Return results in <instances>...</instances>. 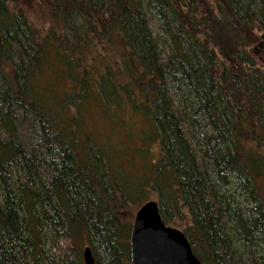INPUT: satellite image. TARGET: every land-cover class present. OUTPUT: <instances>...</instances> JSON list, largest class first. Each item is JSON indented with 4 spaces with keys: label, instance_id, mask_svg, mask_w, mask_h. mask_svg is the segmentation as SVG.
<instances>
[{
    "label": "trees",
    "instance_id": "16d2710c",
    "mask_svg": "<svg viewBox=\"0 0 264 264\" xmlns=\"http://www.w3.org/2000/svg\"><path fill=\"white\" fill-rule=\"evenodd\" d=\"M44 4L41 30L0 0V264H85L86 247L132 264L151 200L202 264H264V0Z\"/></svg>",
    "mask_w": 264,
    "mask_h": 264
},
{
    "label": "water",
    "instance_id": "95a60500",
    "mask_svg": "<svg viewBox=\"0 0 264 264\" xmlns=\"http://www.w3.org/2000/svg\"><path fill=\"white\" fill-rule=\"evenodd\" d=\"M85 264H96L90 247L83 253ZM132 264H202L186 235L168 226L159 203L151 200L137 212L131 233Z\"/></svg>",
    "mask_w": 264,
    "mask_h": 264
},
{
    "label": "rangeland",
    "instance_id": "374dc122",
    "mask_svg": "<svg viewBox=\"0 0 264 264\" xmlns=\"http://www.w3.org/2000/svg\"><path fill=\"white\" fill-rule=\"evenodd\" d=\"M45 0H15V6L17 9H21L25 15L29 17L30 22L33 24V26L39 27L41 30L46 26L48 27V23H50L48 20L50 17H52V14H50V11H48L45 6ZM152 10V9H151ZM148 9V16L150 20V27L152 30V33L154 35V38L159 46V51L161 53V56L164 61L168 59L169 56L172 55L173 50L171 43L169 41L168 36L164 32L160 21L157 19L154 11H151ZM52 20V19H51ZM50 20V21H51ZM80 22V21H78ZM105 120H100L96 116H91L88 121V129L90 130V133L95 134L96 138L100 141L104 140L106 136L109 135L111 140L114 143H124L125 138H116L115 134L120 130L119 128L113 132V130H110L109 123ZM109 129V131H108ZM20 134L23 138L26 137V130L23 127H20ZM3 137H5V134H2ZM263 184V181L261 182ZM137 213V212H136ZM135 213V216H136ZM135 219V217H134ZM67 242L65 240H60L55 245V247L51 250L53 254L59 255L61 253L64 254V252L67 249ZM50 246L48 247V249Z\"/></svg>",
    "mask_w": 264,
    "mask_h": 264
}]
</instances>
